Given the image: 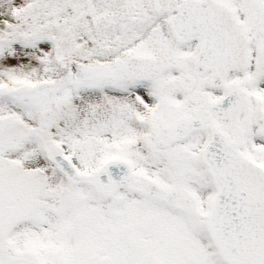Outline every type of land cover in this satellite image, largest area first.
Instances as JSON below:
<instances>
[{
    "label": "snow or ice",
    "instance_id": "1",
    "mask_svg": "<svg viewBox=\"0 0 264 264\" xmlns=\"http://www.w3.org/2000/svg\"><path fill=\"white\" fill-rule=\"evenodd\" d=\"M0 264H264V0H0Z\"/></svg>",
    "mask_w": 264,
    "mask_h": 264
}]
</instances>
